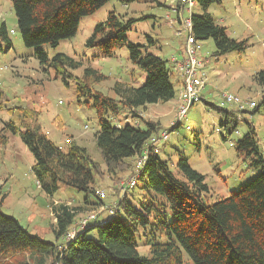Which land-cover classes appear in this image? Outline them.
I'll list each match as a JSON object with an SVG mask.
<instances>
[{
	"label": "trees",
	"instance_id": "16d2710c",
	"mask_svg": "<svg viewBox=\"0 0 264 264\" xmlns=\"http://www.w3.org/2000/svg\"><path fill=\"white\" fill-rule=\"evenodd\" d=\"M108 1L10 0L22 43L34 48L41 64L55 68L61 75H66L67 67L73 69L79 62L64 53H57L49 59L39 47L43 44L55 46L59 40L74 35L80 18L92 14ZM118 1L129 4L154 0ZM195 2L201 12H191L190 20L191 32L198 44L200 40L211 38L215 56L231 51L243 52L249 46L247 38L229 36L226 26L217 23L208 11L212 4L221 0ZM137 19L127 14L107 12L106 18L95 24L86 45L99 48L102 56L126 47L128 58L146 74L144 82L138 86L116 80L113 85L115 97L97 93L91 103L98 122L95 145L106 172L115 174L127 169L130 174L137 158L147 152L137 177V186L140 184L138 195L129 198L123 192L113 204L111 214L104 218L97 214L80 228L75 226L72 236L67 237L82 208L105 205L103 198L95 192V180L105 171L86 148L74 140L63 151L38 126H26L20 131L9 121L4 128L12 133L18 132L33 156L31 169L39 188L51 195L64 185L85 193V196L81 206L60 203L52 207L55 240L63 237L60 245L30 234L13 216L0 210V254L28 252L52 256L48 264H183L184 254L192 264H264V156L259 150L254 127L248 124L247 131L236 140L235 150L250 159L251 168L259 169L256 176L231 190L224 198L205 201L208 188L204 175L192 168L181 152L175 173L169 161L161 158L153 147L154 143L151 144V139L160 137L159 122L135 112L139 108L144 111L149 103L166 102L175 95L170 81L173 64L169 67L165 59L153 53L142 54V44L127 39L126 33ZM0 40L7 49L11 47L4 21H0ZM95 74L94 69H84L76 83L78 96H91L88 76ZM96 77L102 76L98 74ZM253 78L264 85V70L256 71ZM263 102L264 96L260 103ZM259 105H254L252 111L258 110ZM211 106L219 111L223 109ZM122 109L134 111L133 114L145 126L141 127L138 120L135 125L111 124L106 116L115 117ZM30 112L27 109L23 114L27 117ZM0 141L2 144L6 142L4 134L0 135ZM194 144L198 148L199 141L195 139ZM127 158H133V161ZM89 193L96 197V202L88 201ZM88 231H94V234L87 235ZM139 240L148 247L147 255L139 253Z\"/></svg>",
	"mask_w": 264,
	"mask_h": 264
},
{
	"label": "rangeland",
	"instance_id": "374dc122",
	"mask_svg": "<svg viewBox=\"0 0 264 264\" xmlns=\"http://www.w3.org/2000/svg\"><path fill=\"white\" fill-rule=\"evenodd\" d=\"M109 11L138 18L126 35L129 41L142 44V54L158 55L166 60L169 67L172 66L171 57H182L184 34L178 35L177 30L183 27V23L177 20L176 7L170 4V0L129 4L109 0L92 14L82 16L74 35L59 40L55 46L43 44L39 47L49 59L57 53H64L79 62L73 69L67 67L66 75H61L55 68L41 64L34 48L22 43L10 0H0V21L5 22L12 44L7 49L0 40V135L6 136L4 144L0 141V210L13 216L30 234L56 241L57 245L63 237L55 240L52 207L60 203L81 206L85 193L60 185L50 195L39 188L31 169L34 162L32 154L19 133H12L4 126L9 121L20 131L26 126H38L63 151L71 140L85 147L105 171L95 180V188L105 193V206L117 201L123 194L119 183L128 176V170L115 174L106 172L95 145L94 133L98 122L91 103L97 93L115 97L113 85L116 80L138 86L144 82L146 74L128 58L126 47L116 48L112 55L102 56L99 48L86 45L95 24L103 21ZM208 11L217 23L226 26L229 36L247 38L249 46L243 52L231 51L215 56L211 38L199 41V59L201 70L206 75V85L199 101L189 106L177 127L172 128L171 125L180 103L182 83L174 66L171 67L170 78L175 89L174 97L166 102L149 103L144 110L148 117L159 122V136L163 131L167 132V138L159 137L154 149L161 158L169 161L175 173L181 152L189 165L204 175L208 188L204 200L213 202L249 182L259 171L250 167L248 157L235 150L236 140L247 131L248 124L254 127L259 150L264 156V102L260 103L264 85L253 78L256 71L264 70V0H221L212 4ZM192 12H201L196 2ZM183 15L187 16V12ZM85 68L96 71L95 75L88 76L91 96H78L76 83ZM98 74L102 77H96ZM223 93L236 95L243 102V108L239 109L235 103H226L220 111L211 106L219 105ZM250 101L254 105L260 104L258 110L252 111L253 106L248 105ZM27 109L31 112L25 117L23 113ZM133 112L122 109L117 116L106 117L111 124L118 126L135 125L139 118ZM135 112L141 114L139 110ZM129 115L131 118L126 121ZM138 123L145 126L140 120ZM195 139L199 141L198 148L195 147ZM127 160L132 162L133 158ZM139 185L126 191L129 198L138 195ZM88 201L94 203L97 199L89 193ZM82 209L85 214H79L75 222L86 213L97 210L91 205ZM93 234L94 231L87 232V235ZM138 243L139 253L147 255L148 247L141 244L142 240ZM183 256V264H192L186 254ZM51 261L52 256L37 253L0 254V264H48Z\"/></svg>",
	"mask_w": 264,
	"mask_h": 264
},
{
	"label": "built area",
	"instance_id": "2783aa9c",
	"mask_svg": "<svg viewBox=\"0 0 264 264\" xmlns=\"http://www.w3.org/2000/svg\"><path fill=\"white\" fill-rule=\"evenodd\" d=\"M195 3V0H170L171 5H175L177 10V20H181L183 27L177 30V34L180 35L184 32L185 38L183 41V51L182 57L176 59L175 57L170 58V62L173 64L174 68L177 70L180 76V83L182 87L179 92L180 103L175 114V118L172 122V125L176 124L181 120L190 105L194 102L199 101L200 93L206 84V75L201 70V60L198 58L199 44L195 37L193 36L191 30V20L190 14L192 12V6ZM187 12V16L183 17V13ZM226 103H235L238 105L239 109L243 108V102L236 95L231 93H223L222 100L219 102L220 107L224 106ZM249 106H254L253 101L248 102ZM160 137L164 139L167 138V132L163 131L160 134ZM159 139V138H158ZM158 139H151V144H155ZM146 151L143 152L142 156L138 157L133 170L130 174L120 181L119 188L122 192H126L137 184V177L139 169L143 164L144 159L146 158ZM96 194L103 198L105 193L102 190L96 189ZM106 211V214H111L114 211V205L105 206L101 205L97 208L96 211L87 213L81 220L77 221V225L80 228L87 220H91L96 217L98 212ZM74 231H69L67 237L72 236Z\"/></svg>",
	"mask_w": 264,
	"mask_h": 264
},
{
	"label": "crops",
	"instance_id": "0c3cea01",
	"mask_svg": "<svg viewBox=\"0 0 264 264\" xmlns=\"http://www.w3.org/2000/svg\"><path fill=\"white\" fill-rule=\"evenodd\" d=\"M157 1H158V0H157ZM183 41H184V39H183ZM182 49H183V44H182ZM199 50H200V45H199ZM199 50H198V58H199ZM178 75H179V74H178ZM179 77H180V76H179ZM179 80H180V78H179ZM205 85H206V84H205ZM204 87H205V86H204ZM145 107L147 108V105H146ZM137 110H139V109H137ZM137 110H136V111H137ZM139 111H140V110H139ZM140 112H141V115H142V116H144V117H145V116H148V115L146 114L145 110H144V111H140ZM128 117H129V118H127V117L125 118L126 121H128V120L131 118L130 115H129ZM126 175H128V173H127ZM117 188H118V184H117ZM117 188H116V189H117ZM117 190H118V189H117ZM113 204H115V202H113L112 205H113ZM86 206H87V205H86ZM106 206H111V205H106ZM85 212H86V211H83V210H82L80 213H78V214L75 216V218H76L79 214H80V215H81L82 213L85 214ZM98 214H99V218H104L105 215H106V211L104 210V211L98 212ZM75 226H77V221H76V222H73V226H72V228H71V231L74 230ZM77 229H78V227H77Z\"/></svg>",
	"mask_w": 264,
	"mask_h": 264
},
{
	"label": "clouds",
	"instance_id": "9594fccd",
	"mask_svg": "<svg viewBox=\"0 0 264 264\" xmlns=\"http://www.w3.org/2000/svg\"><path fill=\"white\" fill-rule=\"evenodd\" d=\"M179 123V122H178ZM177 124V123H176ZM112 206V205H111ZM107 207V206H106Z\"/></svg>",
	"mask_w": 264,
	"mask_h": 264
}]
</instances>
